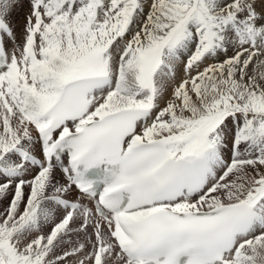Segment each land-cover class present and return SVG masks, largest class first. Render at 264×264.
<instances>
[{
	"label": "snow or ice",
	"instance_id": "snow-or-ice-1",
	"mask_svg": "<svg viewBox=\"0 0 264 264\" xmlns=\"http://www.w3.org/2000/svg\"><path fill=\"white\" fill-rule=\"evenodd\" d=\"M0 264H264V0H0Z\"/></svg>",
	"mask_w": 264,
	"mask_h": 264
},
{
	"label": "rangeland",
	"instance_id": "rangeland-1",
	"mask_svg": "<svg viewBox=\"0 0 264 264\" xmlns=\"http://www.w3.org/2000/svg\"><path fill=\"white\" fill-rule=\"evenodd\" d=\"M25 9L27 10L26 6H25ZM26 12L27 11H24V10L23 11H18L17 15L15 16V26H18V28H20V29H22L23 21H25L24 20V16H25ZM20 16L22 17V19H20L21 18ZM21 20H22V24H21ZM182 76H184V71H183V67L181 66L180 69H179V72H178L177 82H179V78L182 77ZM171 90L172 89H171V86H170L169 89H168V93H167L165 99H167V96L168 97L170 96ZM162 106H163V102H162ZM73 238L75 239L76 237H73Z\"/></svg>",
	"mask_w": 264,
	"mask_h": 264
},
{
	"label": "bare ground",
	"instance_id": "bare-ground-1",
	"mask_svg": "<svg viewBox=\"0 0 264 264\" xmlns=\"http://www.w3.org/2000/svg\"><path fill=\"white\" fill-rule=\"evenodd\" d=\"M24 11H27L26 9H24ZM22 16V15H21ZM20 16V17H21ZM20 19H22V17L20 18ZM25 23V21H23V24ZM21 24H22V20H21ZM171 93V92H170ZM167 98H168V96H167Z\"/></svg>",
	"mask_w": 264,
	"mask_h": 264
}]
</instances>
